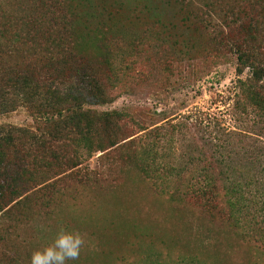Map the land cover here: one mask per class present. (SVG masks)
I'll return each mask as SVG.
<instances>
[{
    "label": "trees",
    "instance_id": "1",
    "mask_svg": "<svg viewBox=\"0 0 264 264\" xmlns=\"http://www.w3.org/2000/svg\"><path fill=\"white\" fill-rule=\"evenodd\" d=\"M173 1L184 3L181 19L169 12ZM139 2L142 9L134 0H0V115L24 108L34 125H0V226L5 218L25 225L34 216L47 229L58 227L63 237L71 233L65 220L72 217L71 207L90 208L110 195L115 208L126 196L137 208L135 198L144 195L152 205H165L166 214H196L206 223L198 236L213 243L202 241L198 259L175 252V239L161 241L164 253L157 252L155 261L148 254L152 264L186 259L209 264V247L212 252L225 248V260L215 256L218 264H225L233 249L249 256L231 264H259L252 261L264 256V219L257 218L263 208L252 192L253 181H234L216 150L199 147L176 155L186 136L166 117L148 126L129 111L96 107L117 100L122 68L133 57L168 72L173 62L189 61L196 70L200 60L205 72L234 63L235 107L252 111L264 129V0ZM180 23L181 32L176 31ZM254 149L251 156L264 154L256 144ZM83 153L87 158L100 154V167L83 168ZM256 162L261 164L260 157ZM107 183L110 190L125 189L120 196H106ZM131 214V219L121 215L110 221L107 248L104 236V249L92 253L102 264H129L116 255L120 246L110 243V232L118 240L120 235L153 239L160 220L151 204L149 212ZM4 232L0 264H57L63 256L61 243L53 253L48 242L43 249L35 245L36 237L32 244L10 247Z\"/></svg>",
    "mask_w": 264,
    "mask_h": 264
},
{
    "label": "rangeland",
    "instance_id": "2",
    "mask_svg": "<svg viewBox=\"0 0 264 264\" xmlns=\"http://www.w3.org/2000/svg\"><path fill=\"white\" fill-rule=\"evenodd\" d=\"M139 1L141 0H134V5L142 9L143 4ZM169 12L177 19H181L185 13L184 3L173 1ZM178 25L179 30L176 29V31L181 32L184 23ZM184 36L192 38V36L189 37V32H186ZM132 62L124 64L122 68V87L117 100L111 105L96 107V109L100 111L126 110L148 126L158 123L165 117L168 118L166 121L176 124L186 136L184 140L177 143L176 155H180L182 150L194 153L195 148L199 147H205V150H216L218 152L216 156L234 181H240L242 184L253 181L252 192L260 202V207L263 208L257 218L264 219V154L250 155L255 151L254 144L264 148V129L252 111L248 110L243 113L235 107L238 78L234 63L213 66L209 72H205L206 69L200 60L195 62L198 63L196 70L191 68L189 61L173 62L170 63L171 69L168 72L159 67L155 68L152 61L147 63L146 58L133 57ZM125 67L134 71L130 72ZM247 75L248 72H245L241 78ZM3 124L27 128L34 126L33 120L24 108L0 115V125ZM163 124L165 121L158 125ZM99 156L100 154H97L87 158L83 153V168L98 169L101 165ZM256 156L260 157L261 164L256 162ZM253 159L255 163L251 164ZM256 180L260 184H257ZM107 187L109 190L112 188L108 183ZM124 189L125 187L110 190L106 196L111 193H118L116 196H120L122 194L120 192ZM148 197L144 195L136 197L135 201L139 204L137 208H133L128 196L118 208H115L114 199L110 195L105 200L97 199L90 208L82 207V205L71 207L69 215L72 217L65 218L71 233H63V237L58 227L47 229L43 223L36 222L34 216H30L29 222L25 225L14 218H5L0 230L5 229L6 241L4 242L10 247H18L19 243H31V237H36L34 242L37 244L35 245L43 249L41 245L48 242L50 247L53 246V253H55V248L61 243L60 250L63 256L57 264H102L92 253L93 251L100 253L104 249L102 246L104 236L107 248L109 235L106 229L110 221L114 220V217L118 219L121 215L131 219L133 218L131 212L136 210L149 212L151 204L153 215L160 220L158 228L154 230L153 239L131 238L128 240L126 235H120V240H118L115 234L110 232V243L120 246L115 250L116 255L124 256L129 264H138L140 263L138 260H142L145 256L140 264L146 262L152 264L155 263L154 256L157 252L164 253V245L161 241L168 243L170 239H175L177 240L175 252L181 255H193L200 259V248H202L204 238L200 239L201 236H198L197 229L206 225L204 220L197 218L196 214L185 213L175 214V216L166 214L162 212L165 210V205H160L156 201L152 205ZM262 225L264 227V223ZM80 226L82 229L76 230ZM61 228L63 231L66 230L64 225H61ZM206 243L213 246L211 238L204 241V245ZM62 244L66 247L62 248ZM185 245H188L189 249L181 250ZM209 248L211 251L205 257L206 262L218 264L215 256L219 255L225 260V248L222 247L217 252H212V247ZM148 254L152 255L150 256L154 258V261L148 260ZM248 256L244 249H233V251H228L225 264L246 260ZM255 261L259 264L264 263V256L262 260L254 259L252 262ZM180 264H189L188 259ZM193 264H197V260Z\"/></svg>",
    "mask_w": 264,
    "mask_h": 264
}]
</instances>
